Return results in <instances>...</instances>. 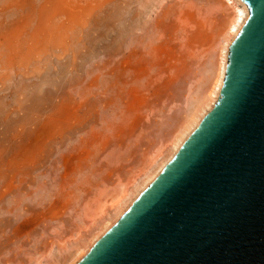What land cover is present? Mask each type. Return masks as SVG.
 <instances>
[{"label": "rangeland", "instance_id": "374dc122", "mask_svg": "<svg viewBox=\"0 0 264 264\" xmlns=\"http://www.w3.org/2000/svg\"><path fill=\"white\" fill-rule=\"evenodd\" d=\"M218 1L0 0V264L65 261L188 124Z\"/></svg>", "mask_w": 264, "mask_h": 264}, {"label": "water", "instance_id": "95a60500", "mask_svg": "<svg viewBox=\"0 0 264 264\" xmlns=\"http://www.w3.org/2000/svg\"><path fill=\"white\" fill-rule=\"evenodd\" d=\"M243 1L216 104L77 264H264V0Z\"/></svg>", "mask_w": 264, "mask_h": 264}, {"label": "bare ground", "instance_id": "6f19581e", "mask_svg": "<svg viewBox=\"0 0 264 264\" xmlns=\"http://www.w3.org/2000/svg\"><path fill=\"white\" fill-rule=\"evenodd\" d=\"M224 9L230 13L229 25L219 49L217 63L212 69L211 83L191 113L187 116L188 124L182 127L169 146L151 160L148 168L141 172L130 185L122 188L112 200L102 205L92 228L88 229L89 237H80L72 245L70 256L59 264H77L91 249L93 244L120 218L139 194L160 174L164 166L178 152L184 141L199 125L203 117L214 107L220 97L226 76L230 45L240 32L249 17V7L243 0H219ZM218 1V2H219ZM217 5V4H216ZM220 7V6H219ZM168 155H165V152ZM94 232H93V230ZM96 230V231H95ZM65 251H67L65 249ZM66 258V257H65Z\"/></svg>", "mask_w": 264, "mask_h": 264}]
</instances>
